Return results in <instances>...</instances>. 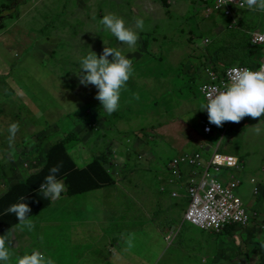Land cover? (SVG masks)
Segmentation results:
<instances>
[{"label": "rangeland", "instance_id": "obj_1", "mask_svg": "<svg viewBox=\"0 0 264 264\" xmlns=\"http://www.w3.org/2000/svg\"><path fill=\"white\" fill-rule=\"evenodd\" d=\"M218 5L219 0H210L207 8L194 3V18H185L189 3L177 11L162 0H0V9L7 7L0 14V194L38 172L47 150L72 132L81 138L67 149L80 166L88 161L85 158H96L116 178L105 190L108 208L82 195H64L32 216L42 224L43 237L37 229L25 247L40 244L59 264H124L119 262L123 259L145 264L150 238L152 250L157 247L150 264H264V200L251 182L252 177L264 178V117L225 122L226 136L219 139L211 129L204 131L209 120L207 110H201L207 101L200 85L206 74L196 65L212 54L217 59L224 36L232 32L226 16L209 14L225 11L227 5ZM108 14L137 31L134 52L104 30L100 20ZM240 17L245 23L234 32L246 38L264 27V12L245 8ZM137 19L144 20L143 31L135 28ZM196 21L204 26L199 33ZM105 46L120 50L134 69L121 92L119 110L111 115L96 99L98 89L81 84L79 74L81 60L92 51L102 55ZM239 49L232 47L230 55ZM221 60L223 71L244 64L238 58ZM216 70L210 74L212 82L219 81ZM13 122L19 131L10 143L8 127ZM258 123L259 135L254 132ZM212 125L215 134L224 131ZM199 150L205 160L214 151L243 160L239 168L229 170L241 180L236 193L255 216L243 234L235 227L202 230L183 219L188 176L185 194L172 196L169 163L182 151L196 157ZM216 174L223 178V169ZM13 240L14 235L10 253ZM26 253L30 250L11 253L0 264L17 263Z\"/></svg>", "mask_w": 264, "mask_h": 264}, {"label": "clouds", "instance_id": "obj_2", "mask_svg": "<svg viewBox=\"0 0 264 264\" xmlns=\"http://www.w3.org/2000/svg\"><path fill=\"white\" fill-rule=\"evenodd\" d=\"M200 1L204 2V0ZM208 2H204L206 8ZM230 2L232 0H219L218 7H223ZM210 5L211 3H209ZM237 6L242 9L247 7V9L252 11L259 10L264 12V0H239ZM217 12L219 13L217 10L209 14ZM226 14L231 15L227 13V9ZM100 24L104 30L109 31L119 42L126 44L128 51L134 52L136 50L139 40L138 33L132 28L126 27L122 18L113 14L104 15L100 20ZM135 28L143 31L144 20L137 19ZM109 56L112 57L111 60H109ZM80 63V83L84 85L91 84L98 89L96 99L100 101L105 113L111 115L118 111L121 92L134 71L132 60L120 50L105 46L102 55L97 56L92 51ZM199 63L196 65V70ZM206 81L204 79L203 82ZM206 101V103L201 104V110H207L209 123L217 127H222L224 122L239 123L246 116L252 118L264 117V65L259 70H234L230 77V82L224 86L223 90L213 88L207 93ZM18 131L19 124L17 122L9 125L10 143L14 141ZM254 132L257 135L260 134L261 127L259 123L254 126ZM59 170V166H53L45 177L44 182L40 185L39 191L43 193L45 198L56 200L63 196L61 193L65 190V185L56 175ZM168 184L171 191L172 186L169 178ZM24 199V197H21V202L10 205L5 213H12L17 217L18 223L16 227L21 231L25 229L32 231L34 223L29 217L31 209L24 202ZM13 233V231L9 230L5 235H0V261H8L10 259L11 253L9 249ZM17 264H55V262L51 258H46L42 252L33 250L30 254L26 253L20 256L17 259Z\"/></svg>", "mask_w": 264, "mask_h": 264}, {"label": "built area", "instance_id": "obj_3", "mask_svg": "<svg viewBox=\"0 0 264 264\" xmlns=\"http://www.w3.org/2000/svg\"><path fill=\"white\" fill-rule=\"evenodd\" d=\"M165 1L171 3L172 0ZM238 3L239 0H232V2L228 3L226 6L227 13L232 15L234 11L242 9L237 6ZM252 40L255 44L262 45L264 48V27L253 33ZM262 65H264V51L262 64L259 67L252 68L242 64H234L226 68L224 72L219 73V81L212 82L211 78H209L206 82H203L200 86L201 92L207 96V93L213 88L223 90L224 86L230 82V77L234 70H259ZM247 117L249 116L244 117V119ZM205 125L204 131L208 132L211 129L212 132V126L209 123H205ZM221 137H224V134ZM219 157H222V159H219ZM170 163L169 169L171 170L172 168V172H170V184L172 186L170 194L172 196L182 197V192L179 191L184 185L186 189L188 176L187 205L184 212L186 218L184 214L183 219H186L190 224L202 230L220 232L231 226L244 228L255 217L247 210L242 198L236 193L241 180L229 171L240 167L242 162L239 156L233 153L214 151L210 159L205 160L203 153L199 150L196 157L193 154L185 155L184 153L181 159L174 158ZM191 166L192 170H189ZM193 166H195V169H193ZM219 169L227 171L228 177L220 178L216 174ZM190 184L193 186L189 187ZM174 190H177V192H174ZM189 194L190 196H188Z\"/></svg>", "mask_w": 264, "mask_h": 264}, {"label": "trees", "instance_id": "obj_4", "mask_svg": "<svg viewBox=\"0 0 264 264\" xmlns=\"http://www.w3.org/2000/svg\"><path fill=\"white\" fill-rule=\"evenodd\" d=\"M14 1L16 0H12V3ZM162 2L169 8L174 4L172 1L170 3L169 1L162 0ZM6 8V6H2L0 14ZM224 12H226V9ZM5 13L6 12L3 14ZM232 38L233 42L229 46L220 50V54L227 56L229 61L236 59L235 56L230 55V50L234 46H239L240 48L237 53L238 55L243 53V55L248 56L250 51L255 49L250 40H239L238 34L233 35ZM240 58L241 57H239V59ZM261 64V62H258L253 64V66L256 68ZM242 120L245 121L244 118ZM205 123L209 122L206 121ZM210 125L212 126V135L216 138H220L222 134H224V137L226 136L228 126L225 125V122L222 126L224 131H218L217 134H215L216 132L213 125ZM80 138L81 136L76 132H72L70 138H64V140L53 144L51 148L47 150L46 162L38 172L31 173L23 180L11 184L8 190L0 195V235L8 233L9 230L14 231V228H16L18 223L17 217L12 213H5V211L10 205L21 202V197L25 198L24 202L27 203L31 209L29 214L30 218L51 206L53 200L45 198L39 189L53 166H59L60 170L56 175L65 185V190L61 193L63 196L67 195L75 198L82 195V198L86 201H94L95 203L99 199L96 192H101V196L103 197L105 190L116 184V178L112 172H110L111 170L104 166V163L101 160L96 158H85L88 160L86 165H78L75 157L71 155L67 147L72 140H80ZM206 143L210 144L209 142ZM233 227L237 228L236 226H231L226 229ZM241 229L243 228H237L238 234H241ZM115 241L116 240L113 241V244H115Z\"/></svg>", "mask_w": 264, "mask_h": 264}, {"label": "crops", "instance_id": "obj_5", "mask_svg": "<svg viewBox=\"0 0 264 264\" xmlns=\"http://www.w3.org/2000/svg\"><path fill=\"white\" fill-rule=\"evenodd\" d=\"M172 2L174 4H173V6L171 8L177 6V9H176L177 11H179L183 7L185 8V6H187V3H189V6H187L188 12L186 13L185 16L183 15L185 18H187V17L194 18V16L192 15L191 9H190V6H193L194 3H196V4H204L205 5V3L202 2V1H200V0H194V1L193 0H172ZM242 11H243V9L236 10L235 12H233L232 15H227L226 12L219 11V13L223 14L224 16H226L228 18L229 25H230V27L232 29L231 30L232 32L230 34L224 36V45L225 46H223L222 48H225V47L229 46L233 42L232 36L235 35V34H238V38L241 41H243L244 39L245 40L252 41V44L254 45L255 49L254 50H251L250 51V54L248 56L247 55H243L239 59V55L236 54L235 55V58H238L239 59V63H244L242 65H246V66L255 68V66H253V64H256L258 62H261L262 63L264 48H263L262 45L255 44L253 42V40H252L253 34L250 36L251 39H249V38H246L245 36L241 35L239 32H234V30H236V26H243L244 23H245L244 18L243 17H240V13ZM196 22H197L196 23L197 24V26H196L197 27V31L196 32L199 33L203 29L204 26H203V24L199 23L198 21H196ZM211 23L213 24V26L215 25L214 24L215 22H211ZM208 27H209V25H208ZM209 28H211V27H209ZM195 40H196V38H195ZM228 43H230V44H228ZM222 48L219 49L217 56H215V57H217V59L215 58V60H214V58L212 57V55H213L212 54L210 56L209 60H207L205 62H200L199 63V66H198V69L197 70L202 69V71L206 74V80H208L210 78V73L213 71V69L216 70L217 66H219L218 63L219 62H222L221 58H226L227 59V62H229L227 56H223L222 54H220V50ZM214 53L216 54V52H214ZM261 53H262V58H261ZM195 59H197V56H195ZM187 62H188V60H187ZM247 63H250L251 65L250 64H247ZM216 71L218 73L224 72L223 70H221L220 66H219V68H217ZM241 122H245V121L241 120ZM212 136L215 137L214 135H212ZM184 153H186V152H183L182 151L179 154H177L176 156H174V158L181 159V157H182V155ZM76 161H77V159H76ZM241 162L243 164V160H241ZM77 163H78V161H77ZM86 163H85V165H86ZM78 165L80 166L79 163H78ZM85 165H83V166H85ZM104 166L106 167V164H104ZM263 172H264V167H263ZM228 175H229L228 172L227 171H224V177L227 178ZM251 182L252 183H256V186L254 187V192L255 193H260L261 199L264 200V178H263L262 181H258L256 179V177H252L251 178ZM6 191L2 192L0 195L4 194ZM180 192H182V196L185 194V185L183 186V188H181ZM96 193H97V196L99 197V199H98L97 202H99L100 204H103L102 208H108V206H106V192H104V196L103 197L101 196L102 195L101 192H96ZM60 198H61V196H60ZM60 198H58L56 200H53V201H57ZM140 208L144 209V208H146V206L143 205L142 203H140ZM262 218H264V217H262ZM32 221L34 223V229L32 231H29L27 229L21 231L17 227L14 228L13 235L15 237V241L13 240V243L14 244L12 243L13 250L11 251V253H23V252H26V251H29V250H30V253H31L32 250H36V248H37V250L40 251V252H42L45 255L46 258H51L50 255H49V253L47 251H45L40 244H38L37 246H31V247H25L24 246L25 243H27L28 241H30V238L33 236L34 231H36L37 229H38V237L39 238H42L43 237V226H42V224L38 223L37 219H32ZM237 228H242V227H237ZM5 234H2V235H5ZM163 234H164V238H165V236L167 234H169L170 237H172V238L174 237V235L171 233V231H169L167 234H165V232H163ZM241 234H243L242 229H241ZM234 237H236V235H234ZM146 242H147V251H146L145 257L142 258V261L145 264H150L151 253L153 255V253L156 252L157 247L154 246V250H152L153 249L154 242L150 238H147V241ZM262 245H264V244H261V246ZM9 250H11V248ZM53 261L55 262V264H59L58 261H56V260H53ZM109 262H111L110 259L108 260V263ZM119 262H124V264H138V263H135L134 261L128 263L124 259H123V261H119ZM14 264H17V263H14Z\"/></svg>", "mask_w": 264, "mask_h": 264}, {"label": "bare ground", "instance_id": "obj_6", "mask_svg": "<svg viewBox=\"0 0 264 264\" xmlns=\"http://www.w3.org/2000/svg\"><path fill=\"white\" fill-rule=\"evenodd\" d=\"M235 12V11H234ZM204 128H205V122H204ZM219 159H222V157H219ZM185 218H186V214H185Z\"/></svg>", "mask_w": 264, "mask_h": 264}, {"label": "water", "instance_id": "obj_7", "mask_svg": "<svg viewBox=\"0 0 264 264\" xmlns=\"http://www.w3.org/2000/svg\"><path fill=\"white\" fill-rule=\"evenodd\" d=\"M247 264V263H246Z\"/></svg>", "mask_w": 264, "mask_h": 264}]
</instances>
